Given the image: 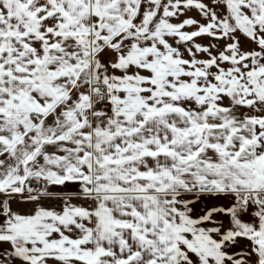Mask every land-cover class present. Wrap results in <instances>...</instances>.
Listing matches in <instances>:
<instances>
[{
	"label": "snow or ice",
	"instance_id": "1",
	"mask_svg": "<svg viewBox=\"0 0 264 264\" xmlns=\"http://www.w3.org/2000/svg\"><path fill=\"white\" fill-rule=\"evenodd\" d=\"M0 264H264V0H0Z\"/></svg>",
	"mask_w": 264,
	"mask_h": 264
}]
</instances>
